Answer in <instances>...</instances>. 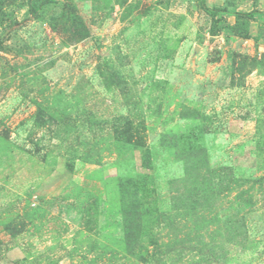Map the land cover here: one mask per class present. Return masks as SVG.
<instances>
[{
  "label": "rangeland",
  "instance_id": "obj_1",
  "mask_svg": "<svg viewBox=\"0 0 264 264\" xmlns=\"http://www.w3.org/2000/svg\"><path fill=\"white\" fill-rule=\"evenodd\" d=\"M0 264H264V0H0Z\"/></svg>",
  "mask_w": 264,
  "mask_h": 264
},
{
  "label": "trees",
  "instance_id": "obj_2",
  "mask_svg": "<svg viewBox=\"0 0 264 264\" xmlns=\"http://www.w3.org/2000/svg\"><path fill=\"white\" fill-rule=\"evenodd\" d=\"M262 14L261 11L258 10H252L250 12H237L236 15H241V16H245L247 18L253 19L255 18L257 15Z\"/></svg>",
  "mask_w": 264,
  "mask_h": 264
}]
</instances>
